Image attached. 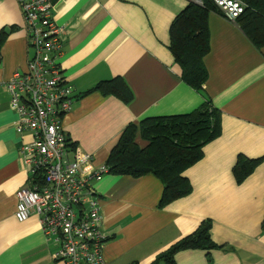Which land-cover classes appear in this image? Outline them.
I'll return each mask as SVG.
<instances>
[{
	"label": "crops",
	"instance_id": "obj_1",
	"mask_svg": "<svg viewBox=\"0 0 264 264\" xmlns=\"http://www.w3.org/2000/svg\"><path fill=\"white\" fill-rule=\"evenodd\" d=\"M53 18L64 29L61 59L75 92L63 128L74 151L104 167L129 124L188 114L210 100L221 111L222 134L185 172L193 191L163 209V183L105 174L93 182L106 237L105 264H152L204 221L213 250H183L177 264H264V160L241 184L233 168L239 156L264 158V47L256 48L239 26L210 14V50L202 60L208 79L197 91L182 80L169 50L170 28L192 0H53ZM201 4V3H197ZM10 30L0 60V264H57L59 246L47 241L40 218H15L16 194L29 174L6 84L34 56L18 0H0V31ZM121 77L133 93L127 105L98 92V83ZM144 147L146 143L137 139Z\"/></svg>",
	"mask_w": 264,
	"mask_h": 264
},
{
	"label": "built area",
	"instance_id": "obj_2",
	"mask_svg": "<svg viewBox=\"0 0 264 264\" xmlns=\"http://www.w3.org/2000/svg\"><path fill=\"white\" fill-rule=\"evenodd\" d=\"M202 3L201 0H192ZM34 56L27 69L7 82L16 131L32 141L22 148L28 185L16 194L15 218H40L47 241L59 246L57 264H105L106 237L96 182L108 169H92V156L68 149L63 120L73 108L75 92L65 79L61 59L64 29L53 16V0H18ZM230 22L244 12L242 0H213Z\"/></svg>",
	"mask_w": 264,
	"mask_h": 264
},
{
	"label": "trees",
	"instance_id": "obj_3",
	"mask_svg": "<svg viewBox=\"0 0 264 264\" xmlns=\"http://www.w3.org/2000/svg\"><path fill=\"white\" fill-rule=\"evenodd\" d=\"M242 1L246 8L235 23L249 41L261 49L264 47V0ZM201 2H190L175 18L170 28L169 47L175 62L182 69V80L197 91L208 79L202 61L210 50L208 19L210 14H221L213 0ZM7 38L5 32L0 31V55ZM94 92L104 97L114 96L127 105L133 101V93L121 77L100 82L84 95ZM221 116V111L206 100L185 115L146 118L138 124L131 123L117 139L104 165L108 173L115 176L141 178L153 175L158 178L164 186L159 200V208L163 209L192 193V185L184 174L203 159L204 148L221 136ZM137 139L145 142L146 146L141 147ZM68 149L74 151L75 145L68 142ZM236 160L232 173L237 183L241 184L264 158L239 156ZM210 223L204 221L194 233L160 254L152 264H177L175 256L183 250L216 249L210 236Z\"/></svg>",
	"mask_w": 264,
	"mask_h": 264
},
{
	"label": "water",
	"instance_id": "obj_4",
	"mask_svg": "<svg viewBox=\"0 0 264 264\" xmlns=\"http://www.w3.org/2000/svg\"><path fill=\"white\" fill-rule=\"evenodd\" d=\"M5 34L9 35L10 34V30L9 29H5Z\"/></svg>",
	"mask_w": 264,
	"mask_h": 264
}]
</instances>
